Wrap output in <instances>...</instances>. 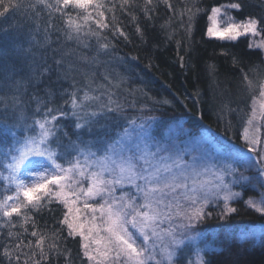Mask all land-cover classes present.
Instances as JSON below:
<instances>
[{"label":"trees","instance_id":"1","mask_svg":"<svg viewBox=\"0 0 264 264\" xmlns=\"http://www.w3.org/2000/svg\"><path fill=\"white\" fill-rule=\"evenodd\" d=\"M17 2L21 5L18 10L10 9L5 18H0V27L8 29L6 32L0 31V97L8 103L5 115L3 103L0 102V169L5 170L3 153L13 133L20 137L39 133V125L35 121L45 118L46 108L44 104L37 103V98L47 102L48 108L68 113L63 117L59 111L52 114L59 117L57 123L74 142L79 137L75 123L81 121L84 124L89 119L77 120L72 116L71 96L75 93L78 101L83 93L96 96L90 87H86L88 83L89 86L92 84L94 76L102 84L108 81V85L125 80L123 86H128L130 91L140 92L142 96H115L109 93L106 109L95 108V113L99 114L92 116L90 128L84 126L80 135L85 140L86 133L90 139L92 135L99 138L107 136L114 129L120 131L122 127H130L134 122L146 123L150 118L156 120V138H162L168 131L177 140L188 134L194 137L207 129L215 140L221 138L236 142L239 139L237 134L249 115L247 99L254 95L250 93L244 76L247 74L249 79L256 82L264 71V57L260 49L249 47L251 42L247 37L232 42L210 38L207 35L208 16L212 7L238 2L242 5L237 10L238 17L244 20L249 17L258 19L261 21L258 28L264 27V0H168L171 8L164 0H153L152 5H147L146 0H134L123 7L122 0H118L102 9L108 28L100 29L93 21H88L81 31L79 36L85 39L86 44L82 54H77L75 48L73 50L71 47L73 41L69 40L76 34L66 24L69 15L84 24L78 11L69 7L65 10L68 15H62L38 0ZM48 2L54 4L55 0ZM29 4L34 7H28ZM193 5L200 11L188 31V17H181L179 13L186 6ZM145 8L148 9L147 13ZM89 27L98 34H90ZM117 27L124 35L116 31ZM104 43L109 45L107 49L101 47ZM16 48H19V55L15 53ZM5 50L10 54L3 55ZM107 53L116 56L118 63L120 60L124 63L121 66L124 69L122 75H116L114 70L108 71L106 68L100 71L103 75L94 73L93 70L110 60L105 56ZM77 55H83L88 65L78 61ZM90 60H101L102 64L96 62L99 67L95 69ZM43 69L48 71L42 72ZM128 69L132 71L131 75ZM9 73L12 74L11 79H6ZM129 76L132 81L127 79ZM18 80L22 82L19 90L15 85ZM50 90L53 93L51 97ZM14 96L19 97V103H13L11 97ZM83 101L84 97L80 103L83 104ZM18 113L24 116L28 124L24 132L18 126L12 127ZM57 136H62L61 132H57ZM66 139H62L63 145L69 143ZM226 145L222 143L227 150ZM258 176L256 170H250L248 179L257 185L247 187L243 199L257 197L258 184H261ZM245 199L230 203L237 211L227 216L222 215L224 205L208 207L206 211L211 215L195 224L193 232L216 234L213 242L217 247L208 254L207 264H264V234H257L262 215L245 205ZM48 208L52 211H31L32 220L12 231L21 234L24 244L29 241L35 244L36 237L30 235L33 230L38 234H48L49 238L44 244L48 259L42 264H66V261L68 264H90L83 257L81 237H69L66 226L57 223L63 219L66 209L58 203L48 205ZM33 222L35 228L32 227ZM24 228H27L26 233ZM53 230L58 232L55 242L61 250H70L69 256L57 255L55 250L49 249V244L53 242ZM14 242L7 238L5 244L12 246ZM24 252L32 256L33 252L38 253V249L24 248ZM23 259L25 257L22 256L21 261ZM33 259H40L39 254ZM0 264H7L3 248L0 249ZM28 264H32L31 259Z\"/></svg>","mask_w":264,"mask_h":264},{"label":"snow or ice","instance_id":"2","mask_svg":"<svg viewBox=\"0 0 264 264\" xmlns=\"http://www.w3.org/2000/svg\"><path fill=\"white\" fill-rule=\"evenodd\" d=\"M38 2L62 15H68L65 10L69 6L79 10L78 15L84 21L83 25L72 19L70 15L66 20L67 26L77 36L88 24V21H93L100 29L109 27V24L105 22V12L102 10L106 7L104 0H55L54 4L49 3L48 0H38ZM132 2L134 0H122L121 6L130 5ZM164 2L169 8L172 7L168 0H164ZM146 4L152 5L153 0H146ZM20 7L17 0H0V18H5L10 9L16 11ZM28 7H34V5L29 4ZM241 7L242 5L238 2L212 7L211 15L208 16L212 24L207 28V35L235 41L241 36L249 34L252 36L264 34V27L258 28V25L261 24L260 20L249 17L245 21L237 22L228 15L227 11L224 12V26L221 27L219 17L222 9L239 10ZM144 10L147 13L148 9ZM93 11L96 14L95 17ZM199 11L200 9L193 5L192 7L186 6L185 10L179 13L181 17L187 15L188 31L191 30ZM113 19H115L114 15ZM7 30L0 27V31L6 32ZM88 31L92 35L98 34L92 32L90 27ZM116 31L120 35H124L118 27ZM137 31L139 32L140 29L137 28ZM101 47L107 49L109 45L104 43ZM249 47L264 48V40H261L259 44H250ZM15 53L16 55L20 54L19 48L15 49ZM8 54H10L8 50L3 53L5 56ZM46 71L48 69L42 70V72ZM11 75L9 73L6 79H11ZM244 80L250 93H255V95L251 112L246 121L247 126L243 130V139L249 152L259 154L260 151H264V147H262L264 142L260 138L261 124L259 123V121H264V78L256 83L245 74ZM15 85L19 90L22 82L18 80ZM52 95L50 90L49 96ZM11 99L13 103L20 102L17 96L11 97ZM84 99L87 100L90 97L85 94ZM0 102L3 103L6 115L8 103L3 97H0ZM37 103L44 104L46 108L45 118L35 121L39 125V133L37 135H22L20 139L10 141L3 153L7 175L0 172V179L5 182L4 190L8 191L14 188V193L13 195H3L0 198V219L7 218L3 224H0V227L15 228L16 224L12 221L14 214L21 217V227H23L32 220L29 215L30 211L40 212L42 209H47L51 212L52 209L48 208V205L59 203L66 211L63 212V219L57 223L62 227L66 226L69 237H81L83 257L90 264H176L182 246L185 245V240L195 242L199 236V233L195 236H185L184 231H191L196 223L202 222L211 215V212L206 211V208L210 203L219 199L221 193H223L222 198L225 202L222 215L227 216L237 211L228 202L234 197H239L241 193L231 190V185L224 182L222 173L216 174L219 183L209 187L207 182L198 181L195 178L199 174L193 170L194 175L191 177V187H189L188 177L181 179L180 176L172 175L171 178H162L159 168L154 172L143 174L137 170L131 157H124L122 152L118 154L113 151L111 155L105 154L103 157L91 160L90 157L96 156V153L90 149L84 151L79 144L73 142L68 133L63 131L62 126L57 123L59 117L52 114L54 111H59V115L63 117L68 113L48 108L47 102L39 98H37ZM70 104L73 110L72 116L77 120L81 119L78 110L81 109L82 104L77 100L75 93H72ZM91 115L95 117L98 114L94 112ZM22 119L23 116L18 115L16 117L17 124L12 127L20 126L19 121ZM87 123H91V121H87ZM74 127L81 129L84 125L76 122ZM57 132H61L62 136H68V145L61 144V137L57 136ZM53 144L63 147L64 151L58 152L57 148L52 146ZM73 152L82 155L84 160L81 161L79 156H72ZM67 157L72 158L67 159ZM58 158L65 159L67 167L58 163ZM141 158L145 160V163L148 162L145 157ZM239 159L242 163H249L251 157L240 154ZM93 168L96 170H92ZM164 170L171 172V166L165 165ZM144 171L147 172L146 169ZM105 172L111 173L112 179H105ZM260 175L264 176V169H261ZM26 177L29 179L26 180ZM137 179L144 181L143 187L136 185L137 192L143 194V204L137 205L134 199H129L126 195L120 197L113 195L115 185H123L126 181L135 183ZM241 179L246 180L247 177H243L241 174ZM85 183L88 184L87 187H85ZM232 183H238V181L234 178ZM261 186L264 187V184ZM177 189H183L179 197L173 195V200L165 203L164 197L175 194ZM81 197L84 198L83 208L91 212V216L83 220L81 219V207L78 206ZM97 197H99V201L96 204L87 202ZM10 201L12 203H9ZM246 203L256 212L264 215V196L261 197L259 203L252 198H249ZM161 205L163 208L160 207ZM174 217H179L182 221L177 227L184 231H181L179 235L177 228L171 225L163 230V234L157 230L165 220L172 221ZM32 227L35 228L34 222ZM24 232H27V228H24ZM30 235L36 237L35 244L32 241L24 244L20 233L11 230L7 232V238L15 241L12 246L8 244L0 246L3 248V257L7 264H28L30 259L32 264H42V261L48 259V253L45 252L44 247L45 240L49 238L48 234H38L36 230H33ZM57 235L58 232L53 230L51 233L53 242L49 244V249L55 250L57 255L69 256L70 250H61L60 245L55 242ZM24 248L38 249V253L33 252L32 256H29L24 252ZM37 254L40 259H33ZM22 256L25 257L23 261H21ZM197 259L199 264H205L199 249L197 250ZM66 264H68L67 261Z\"/></svg>","mask_w":264,"mask_h":264},{"label":"rangeland","instance_id":"3","mask_svg":"<svg viewBox=\"0 0 264 264\" xmlns=\"http://www.w3.org/2000/svg\"><path fill=\"white\" fill-rule=\"evenodd\" d=\"M117 1L118 0H104V3L106 5H109ZM224 5H228V4H224ZM76 11H79V10H76ZM225 11H227L228 15L233 17L234 20L237 22H242L246 20V19L244 20L238 17L237 9H222L221 16L219 17L221 21V27L224 26L223 21L225 20V17H224ZM93 15H96L94 11H93ZM211 24L212 22L209 20L208 27H210ZM244 37H247L250 40L251 44L253 43L259 44V42L263 40L262 35L252 36L251 34H249L247 36H241L240 38H244ZM210 38L232 42V40L220 39L214 36H210ZM69 41H73V44L71 46L73 50L75 48V51L77 52V54H82V50H84V48L86 47L85 39L83 40L79 35L78 36L74 35V38ZM255 48L260 49L264 57V48H259V47H255ZM101 50L103 51V49ZM105 56H107L108 59L110 60L107 61L104 66H100V67L96 66V62L100 64V61L103 59H101L100 61H96V62L95 60L94 62L90 60L92 67H94L95 69L99 67L97 70H93L94 73H96L97 75L99 74L103 75L102 73H100V71L101 69L103 70L104 68H106L108 71L114 70V73L115 74L117 73L116 75H122L121 72L124 69L121 66L124 63L121 60H120V63H118L117 62L119 61L118 58L112 55V53H107ZM77 60L84 63V65H88V62L84 60L83 55H77ZM113 65L120 66V67L113 68ZM130 69L132 68L130 67ZM263 73H261V75L258 77L259 79L256 81V83H258L261 78H264V76H262ZM63 74L65 77V73ZM131 74H132V71L130 70V75ZM74 76H75V73H74ZM129 78L131 79L130 76L127 77V79ZM130 81H132V79ZM91 83L92 84L90 86L88 83L86 87H90L89 89H91L96 96L91 97L90 95H88L90 99H87V100L84 99L82 107L78 111L79 116L83 118V121L86 118H88L89 121L92 122L93 117L91 114L95 112L94 110L95 108H99L102 110L106 109V104H109L108 97H107L109 93H112L115 96H118L119 94L128 95L129 97H135L137 96V94L138 95L140 94L142 96L140 92L130 91L129 88H127L128 86H123L124 83H126L125 80L124 82L119 81V83L115 85H111V84L108 85L109 83L108 81L102 84L100 81H97L96 77L94 76L93 80H91ZM77 84L78 83L76 82L75 85L77 86ZM81 86H84V85H81ZM132 92H135V93L131 96ZM65 94L66 93L64 90L63 95ZM253 94L255 95V93ZM254 95H250L248 97L249 99H247L248 106H249V114L251 112V105H252ZM84 96L85 94L83 93L79 99V102L81 101V99H83ZM18 114L21 115V113H18ZM247 119L248 117L245 118L243 121L241 129L237 134L239 139L235 140L236 142L234 141L227 142V140L224 141L220 137H219L220 139L215 140V138L209 134L207 129L200 131V133L197 135H194V137L193 136L191 137L190 134H188L185 136H180L179 139L175 140L174 136H172L168 131H166L163 134L162 138L161 137L156 138L154 135V127L156 126V120L151 119V118L147 120L146 123L134 122V124H130V127H122L120 131L114 129L113 131H110L109 134H106L107 136L103 135L98 138L97 136L92 135L93 140L89 138L88 133H86V140L83 139V137H81L80 134L83 133V129H84L83 127L81 129L76 130V132H78L79 134L78 135L79 137H77V139L74 142L79 144V146L82 149H84V151H88L90 149L92 152L96 153V156L90 157L91 160H96L99 157H103L105 154L111 155L113 151H115L118 154L122 152L124 157H131L132 162L135 164L137 170L141 171L143 174L154 172L155 169L159 168L161 170L160 175L162 178L163 177L171 178L172 175L180 176L181 179H185L186 177H188L187 183L189 184V187H191V177L194 175V172L199 174V175H196L195 178L198 181L207 182L209 187L219 183V180L217 179L216 174L222 173L224 182L226 184L231 185V190L233 192L241 193L239 197H234L231 201H229L228 202L229 204L238 199L244 200L245 199V198L243 199L244 190L247 187H250L251 185L252 186L257 185V184L251 183L250 179H248V177L250 176V170L254 169L256 170V172L259 173L258 178L261 181V184H258L260 187H259V192L256 193L257 197L256 198L249 197V198H252L254 201L259 203L261 200V197L264 196V187L261 186L262 184H264V176L260 175L261 169H264V151H260L259 154L248 151V147L246 146L245 141L243 139V130L247 126L246 124ZM78 122L83 124V122L81 121H78ZM13 123L17 124L16 118L13 121ZM259 123L261 124L260 138H261V141L264 142V121H259ZM84 124L83 125L85 127L88 125V128H90L91 123H84ZM19 125H20L18 126V128L20 127L19 130L24 132L23 129L27 127L28 124L25 123V119H22L21 121H19ZM172 129L174 128L172 127ZM28 135L30 134H27V136ZM60 137H61V144L63 145L64 141H62V139L64 140V138L66 139V137L68 138V136H60ZM15 139H20V136L12 135V137L9 138V140H7L6 146L10 144V141L15 140ZM222 143H225V145L227 143L226 145L228 146L227 150L225 149L224 146L222 147ZM12 146L15 147L16 145H12ZM52 146L54 148H57L58 152L64 151L63 147H57V145L55 144H53ZM262 147H264V145H262ZM235 148L237 149L232 151V149H235ZM153 153L155 155H151ZM240 154H246L247 156L251 157L252 163L250 162L242 163L239 159ZM72 156H79L81 161L84 160V157L82 155H79V153L77 152H73ZM141 157H145L148 162L145 163V160L142 159ZM71 158L72 157H67V159H71ZM57 162L64 164V166L67 167V163L65 159L58 158ZM165 165L171 166V172L164 170ZM145 169L147 170V172L144 171ZM92 170H96V169L93 168ZM0 172H2L4 175H7L6 169L5 170L0 169ZM241 174L243 175V177H247V179L242 180ZM104 176H105V179H112V174L109 172H105ZM234 178L235 180L238 181V183H232ZM27 179L29 178L26 177V180ZM3 182L4 181L0 179V184H2ZM136 185H140L141 187H143L144 181L141 179H137L135 183H128L126 181L123 185H115V191L113 195L116 197L126 195L127 198L134 199L137 205L143 204L144 203L143 194L140 192H137ZM87 186L88 184L85 183V187ZM5 187L6 186L4 185V183L3 185L0 186V198H2L3 195H13L14 193V188L9 189L8 191H5L4 190ZM182 192H183V189H177V192L175 194L166 195L164 197L165 203L173 200V195L179 197V194ZM222 197H223V193H221L219 199L215 200V202L213 203H210L207 206V208L208 207H218L220 205L221 206L224 205L225 202L223 201ZM247 200L248 198L245 199L244 202H245V205L248 206V204L246 203ZM97 201H99V197H97L96 199H90L87 202L90 204H96ZM9 203H12V201H10ZM83 203H84V198L81 197V200L78 202V206L81 207V210H82V215H81L82 220L91 216L90 210L83 208ZM181 203H184V202L181 201ZM160 207L163 208V205H161ZM141 210L143 211L144 209H141ZM30 213L31 211L29 212V215ZM97 215H99V213H97ZM5 220H7L6 217L0 219V224H3ZM12 221L13 223L16 224V227L17 226L21 227V224H22L21 217H17L14 214L12 217ZM181 223L182 221L179 217H174L172 221L165 220L162 224L159 225V228L157 230L161 231V233L163 234V230L169 228V226L171 225L172 227L177 228V234L179 235L181 231H184L177 227ZM260 224L261 225L259 226V229L257 231L258 235L264 234V215H262V223ZM13 229L14 228L9 229L7 227H0V233H3V235H0V246H3L5 242L7 241V232L9 230L12 231ZM197 233L199 232H193V229L191 231H184L185 236H195L197 235ZM166 239L167 238L165 237V241ZM214 239H216V234L214 232H210V233L203 232V234L199 233L197 241L195 242H192L186 239L185 245L182 246V251L179 254V259L177 260L176 264H189V262H191V264H199V261L197 259L198 249L200 250V255L205 260V264H207L208 254L211 253L213 249H216L217 247L216 245H214V242H213ZM0 249H2V247H0Z\"/></svg>","mask_w":264,"mask_h":264}]
</instances>
